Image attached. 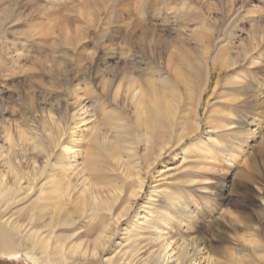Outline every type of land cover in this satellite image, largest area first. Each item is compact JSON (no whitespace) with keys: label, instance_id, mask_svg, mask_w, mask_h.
Wrapping results in <instances>:
<instances>
[{"label":"rangeland","instance_id":"374dc122","mask_svg":"<svg viewBox=\"0 0 264 264\" xmlns=\"http://www.w3.org/2000/svg\"><path fill=\"white\" fill-rule=\"evenodd\" d=\"M258 26L264 28V0H0V102L10 107L6 118L26 122L30 128L49 117L47 111L51 110L66 125L63 142L71 138L86 143L82 136L73 134H82L88 141L96 128H102L111 138L117 134L128 137L139 161L145 157V189L113 237V246L121 240L124 246L134 242L127 241L123 228L128 221L135 222L138 213L144 214V209L155 207L169 216L175 205L189 201L194 215H206L207 203L209 211L222 221L229 235L223 246L233 253L239 249L250 252L252 246L245 241L248 234L264 233V161L251 167L249 150L253 142L244 139L249 146L239 147L242 143L232 142L228 136L239 128L238 117L251 122L254 114L262 111L259 115L264 120V104L256 111H241V99L235 91L246 78L240 72L249 69L252 77L254 70L264 75V67L258 68L263 64L258 53L228 69L222 56L227 49L233 56L245 45L254 44L257 39L253 30ZM206 44L211 48L208 65L203 58ZM107 68L132 73L139 84L145 83V92L147 82H152L161 94L178 100L173 130L162 139L173 137L166 150L160 152L155 142L146 143L145 127L138 121L136 91L117 98L113 96L116 87L112 93L103 92L99 72ZM167 81L174 88L167 86ZM262 97L264 100V94ZM119 122L126 123L129 133L111 126ZM250 127L255 129L253 123ZM180 133L189 135L178 143ZM5 142L0 132V143ZM78 149H71L69 156L79 153ZM87 149L81 146L77 161L63 154L64 162L81 167ZM61 151V145L55 148L56 157L50 158L48 172H56L52 165ZM3 161L0 157V169ZM18 162L27 170L38 164L26 158ZM236 167L244 174H235ZM112 176L116 182L121 178L130 180L123 167L113 171ZM232 177L235 188L225 191L223 200L220 191ZM82 180L77 181L78 188ZM21 182L27 185L25 180ZM78 190L73 191V198ZM31 196H36L35 187ZM172 202L174 207L168 205ZM19 207L13 209L17 213L9 218L10 222L22 216L24 209ZM139 223L142 227L134 226L133 230L140 233L135 240L141 241L143 248L134 264L164 243L172 242L169 249L177 248L185 245L183 236L186 243L195 236V226L179 228L177 222H172L163 230V237L151 244L149 239L161 234V229L144 228L142 219ZM27 231L23 226L22 233L16 235L20 256H0V264H34L25 254L31 251ZM59 233L52 234L53 240ZM172 234L175 237L168 239ZM257 239L263 247L264 238ZM195 247L188 245L191 255ZM198 249L201 252L192 264H207L208 253L203 246ZM175 253L168 254L163 264H179ZM36 254L41 256L40 252Z\"/></svg>","mask_w":264,"mask_h":264},{"label":"bare ground","instance_id":"6f19581e","mask_svg":"<svg viewBox=\"0 0 264 264\" xmlns=\"http://www.w3.org/2000/svg\"><path fill=\"white\" fill-rule=\"evenodd\" d=\"M258 28L259 26L253 30L254 39H257L254 44L245 45L237 55L232 56L230 49L224 52L222 57L225 69L236 66L240 60H246L254 53H258L257 58L261 59L264 64V28ZM210 49L209 44H206L205 51H203V58L207 65L210 62V57L207 55ZM263 64H260L258 68L262 69ZM248 71L240 72L246 78L236 87L235 91L238 93L237 97L241 99L239 102L241 111L249 109L256 111V109L263 108L264 104V100H261L264 94V75L254 70L256 71L255 76L252 77L251 71L249 73ZM115 77L117 80L114 83ZM99 78L103 92L111 91L112 93L116 87L114 98H117L119 94L127 97L134 91L137 92L134 95L135 104L138 121L146 130L144 131L146 143L155 142L160 152L166 150L173 137L170 135L169 140L162 139L173 130L174 118L179 105L178 100L175 97L171 99L169 95L161 94L157 85L152 82H147L146 92L149 93L147 95L145 83L144 85L139 84L137 78L128 71L119 73L113 68H107L99 72ZM165 84L174 88L169 81ZM202 96L203 91L200 97ZM9 108L6 102H0V132L3 133L6 141L0 143V157L4 160L3 168L0 169V256L5 258L20 256V251L16 247L18 244L16 235L22 233L24 226L25 229L28 228L25 237L31 248V251H26L25 254L34 264H122V259L125 264H134L143 246H141V241L135 240L140 233L135 232L133 228L134 226L142 227L139 223L142 219L146 223L144 228L161 229V234H156L153 238L151 237V240L147 238L151 244L152 241L155 242L163 237V230L172 222H177L179 228L195 226V236L191 241L189 240L190 243H186L185 236H183L185 245L181 244L177 248L169 249L172 242L164 243L156 252L150 253L144 259H139L138 264H163L166 256L175 251L174 255L179 264H192L194 256L201 252V249H198L201 246L208 253L207 264H264V262L261 263L264 246L262 247L257 239L258 236L264 238V233L262 235L259 232L248 234L245 241L252 246L250 252L249 250L242 252L243 250L240 249L239 252H231L222 244L229 236L228 230L222 221L214 217L212 211H209L207 203L204 207L206 215L202 216L194 215L190 211L189 201L182 202L179 206L174 202L168 204L176 207L174 212L171 210L172 214L170 213L169 216L159 213L155 207L144 209V214L138 213L140 217L135 222L128 221L123 228L127 241L134 240V242L124 246V240H121L113 246V237L119 232L120 226H123L145 189L146 180L142 175L145 157L143 161H139L136 149L128 143V137L117 134L111 138L109 133L104 132L102 128H96L88 141L82 134H73V136H82V141L86 143H78L71 138L64 139L63 142L66 125L63 119L55 118L51 110L47 111L49 117L45 116L43 121L36 122V125L30 128L26 122L6 118L5 114ZM259 114L263 115L262 111L261 113L256 112L251 122L244 117H238L236 122L239 128L228 136L232 142L242 143L239 147L244 144L249 146L250 143H246L244 139L253 142L249 150L251 167L256 166L259 161H264V120ZM251 123L254 124L255 129L250 127ZM111 126L119 128L122 133H129L126 123L119 122ZM198 127L199 124L195 126V129ZM188 135V133H180L177 142H182ZM60 145L62 151L52 165L55 167L52 169L56 172H48L50 158L56 157L54 150ZM82 145L88 147L85 150L86 156L83 157L82 166L79 167V164H73L72 161L65 163L63 154L67 153L66 158L68 159L71 149L79 147V153L70 157V160L74 157V161H77ZM25 158L32 160L34 164L38 163L37 166L34 165L33 168L27 170L22 164L17 163L18 160ZM121 167L126 171L130 180L121 178L116 182L117 178H113L112 172ZM235 169V174H244L239 167ZM80 179L83 180L78 188L77 181ZM22 180H25L26 186L22 185ZM33 187H35L36 196L30 197ZM234 188L235 179L232 177L223 185L219 197L226 199L225 191L230 192ZM77 189H79L78 194L73 198V191ZM37 191L40 193L37 194ZM15 207L23 208L24 212L18 220L10 222L9 218L17 213L13 211ZM8 214L10 215L4 221L3 218ZM46 216H49L47 221L44 220ZM230 219L232 225L236 226L235 219L233 217ZM198 220H202V223ZM55 231L60 233L53 240L52 234ZM44 233L46 235H43ZM174 237L175 235L172 234L168 239ZM189 244L196 246L192 255L188 248ZM37 252H40L41 256L37 255ZM107 252L109 253L104 261L103 256Z\"/></svg>","mask_w":264,"mask_h":264}]
</instances>
